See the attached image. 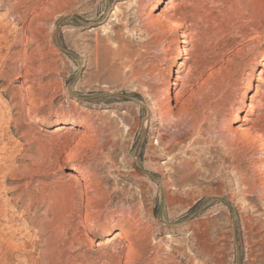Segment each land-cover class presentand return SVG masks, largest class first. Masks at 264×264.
I'll return each instance as SVG.
<instances>
[{
  "label": "rangeland",
  "instance_id": "obj_1",
  "mask_svg": "<svg viewBox=\"0 0 264 264\" xmlns=\"http://www.w3.org/2000/svg\"><path fill=\"white\" fill-rule=\"evenodd\" d=\"M154 2L0 0V264H264L260 246L251 252L253 242L264 244L260 148L237 137L242 141L233 149L225 140L235 143L228 131L232 118L250 102L244 90L263 66L264 0L206 4L216 17L212 25L227 30L205 44L196 34L193 46L203 59H229L232 75L217 112L209 108L200 119L204 136L170 128L183 140L172 154L159 145L151 95L170 88L174 96L183 90L178 75L193 76V87L196 75L208 70L190 72L193 58L179 66L177 33L144 45L146 37L132 32L141 20L139 3L142 15L171 6L166 0L161 11L151 10ZM31 34L38 42L28 43ZM130 67L139 73L134 78ZM254 102L263 112L264 85ZM250 117L264 139V114ZM42 118L54 123H36ZM69 118H81V125L59 128ZM78 129L86 134L76 135ZM189 160L193 167L183 166ZM73 172L93 182L94 221L90 192L75 187ZM241 180L259 189L247 190ZM125 230L127 238L115 236ZM4 237L12 239L8 249Z\"/></svg>",
  "mask_w": 264,
  "mask_h": 264
},
{
  "label": "bare ground",
  "instance_id": "obj_2",
  "mask_svg": "<svg viewBox=\"0 0 264 264\" xmlns=\"http://www.w3.org/2000/svg\"><path fill=\"white\" fill-rule=\"evenodd\" d=\"M208 2H214V0H170L171 6L169 8H166L164 10H160L162 8V6L166 3V0H155V2L152 4L151 6V10H157V11H161V13H156L155 15L152 14H148L145 12L143 15L140 13L138 14V11L142 9L143 7V3H139L138 7H137V12L135 11L136 17L138 16L140 20V24L137 28H134L132 30L133 31H138V33L140 34L139 36L142 38L146 37V43L144 45H149L151 44L152 41L154 42H159V40H164L167 38H171V36L175 33L177 38L173 39L175 41L178 42V46L176 47V52L180 55V59L181 61H179V66H189V64H187V60L193 58V64L190 65L188 67V70L194 71L195 69H199L200 66L203 69V72H205L204 70H208V73L201 76L200 77L198 75H196L197 77L195 78V80L197 81V83H199L198 85L195 83L194 86H196L194 88V86L192 87V85L194 84L192 81L193 76L190 75H185L184 77H181L178 75V77L176 78V80L180 81L181 85H182V91L177 92L174 96L173 94L171 95V89L169 88L168 91L166 92H162L160 95H151L153 100V108H151V114H153V116L158 117L160 120V127L158 128V142L159 145L163 146V149H161L162 151L166 152L167 154L169 153H174L176 151V148L178 145H180L183 140L182 137L180 136V134H173L170 133V128H178L180 130L182 129H188V131H190V134H193V137H200V136H204L205 135V130L204 127L202 125V119L203 117H207L205 116L207 110L209 108L213 109L211 111H216L217 112V98L219 95H221L227 85L229 84V80L231 78L232 75V69L229 68L227 65V63L230 62L229 59L225 58V63H221L219 61H217L219 58L217 59H210V57H208L209 59H203L201 54L203 55V53H200L199 50H195V46H193V41L195 40V35L199 34L201 41L203 40L204 43V39L205 38H209V39H217V37H219L220 34H224L227 30L226 25L223 26L218 25V26H213L212 23H216V17L214 15V13H212V9L211 11L208 9V7L206 6V4H208ZM218 2V1H217ZM210 4V3H209ZM215 4V3H214ZM222 9V8H221ZM220 10V9H219ZM226 12V11H225ZM224 12V13H225ZM223 13V12H222ZM7 15V14H6ZM1 18V17H0ZM4 18V17H2ZM138 19V18H137ZM128 22V21H127ZM225 22V20H224ZM227 23V22H226ZM217 24V23H216ZM131 25V24H130ZM202 25H206L207 27V31H204L201 29ZM204 27V26H203ZM205 27V28H206ZM230 27V26H229ZM21 28V27H20ZM229 30V29H228ZM114 31V30H113ZM130 31V30H129ZM258 33V32H257ZM111 36V35H110ZM223 36V35H222ZM113 38V37H112ZM151 38L152 41H148V39ZM198 38V37H197ZM110 39V38H109ZM225 39V38H224ZM3 40V39H2ZM1 40V41H2ZM196 41V40H195ZM198 41V40H197ZM213 41V40H212ZM38 42L36 37L34 35H30L28 37V43L29 44H34ZM153 42V43H154ZM163 42V41H160ZM206 42V41H205ZM211 42V41H210ZM155 44V43H154ZM195 44V43H194ZM197 44V43H196ZM201 44V43H200ZM199 44V45H200ZM205 44V43H204ZM207 44V43H206ZM227 43L225 42V45ZM124 46V45H123ZM122 46V47H123ZM152 46V45H151ZM198 46V45H197ZM210 46V45H209ZM130 47V46H129ZM202 47V46H201ZM215 47V46H214ZM218 47V46H217ZM126 48V47H125ZM163 48V47H162ZM122 49V48H121ZM123 50V49H122ZM131 51L128 48V52L129 54H131ZM134 51V50H133ZM204 52V50H202ZM35 53V52H34ZM136 53V52H134ZM195 53V54H193ZM205 53V52H204ZM210 53V52H209ZM128 56L126 57H129ZM137 54V53H136ZM135 54V55H136ZM217 55V53H215ZM27 55V54H26ZM31 55V54H30ZM123 55V54H121ZM134 55V56H135ZM193 55V57H192ZM212 55V54H211ZM125 56V55H124ZM205 56V54H204ZM214 56V55H212ZM125 57V58H126ZM156 57V56H155ZM135 58V57H134ZM212 58V57H211ZM118 60V59H117ZM130 60V59H129ZM133 60V59H132ZM132 60L130 61V63H132ZM135 60V59H134ZM121 61V60H120ZM128 61V60H127ZM126 61V62H127ZM217 61V62H216ZM263 61V66L261 67V69L259 70V72H257V74H255V78L253 80H251L249 86L244 90V93L248 94V96L250 97V102L249 101H245L244 105H245V109L243 110H237L232 118V122H231V127L229 128V134L230 136H232V141L235 142V138L237 137H241V139H243L244 141H249L252 143H258L259 148H260V166L262 167L263 173H264V139L263 136H261L262 134L259 132H256L258 127L255 125V120L253 118L250 117V115H256L259 119L263 117V112L262 109L259 108L257 106V104H255V100L257 98V94L261 89V86L264 85V55L262 58ZM125 62V64H126ZM223 62V61H222ZM135 63V62H134ZM129 65V63L127 64ZM133 65V64H132ZM123 66V65H122ZM135 66V65H134ZM127 67V66H126ZM129 68V67H128ZM135 68L130 67V70L128 73H130L131 71V77L134 78V76H137L139 73H137L135 70ZM139 69V68H138ZM137 69V70H138ZM120 71V68H119ZM128 71V70H127ZM180 71V70H178ZM188 71V72H189ZM172 73V72H171ZM196 73V72H195ZM202 74V73H201ZM126 75H128L126 73ZM141 75V74H140ZM139 75V76H140ZM144 75V74H143ZM138 76V79H139ZM24 77H25V81H29L32 80L31 79V73L30 71L26 70L24 72ZM130 77V76H128ZM141 77V76H140ZM132 79V78H129ZM141 79V78H140ZM136 80V79H134ZM141 81V80H140ZM143 81V80H142ZM141 81V82H142ZM193 83L191 86H189V83ZM143 86H144V82ZM146 83V82H145ZM173 85H178V83L176 81L171 82ZM190 83V84H191ZM30 84V83H29ZM148 84V83H147ZM146 85V84H145ZM187 85V86H186ZM30 86H25L24 90L27 91V95L28 93V88ZM145 87V86H144ZM149 87L152 86H146L145 88L149 89ZM153 88V87H152ZM151 90V89H150ZM155 90V89H154ZM181 90V89H180ZM157 92L159 90H156ZM155 91V92H156ZM249 91H251L250 93H248ZM147 93L149 91H146ZM149 92V93H150ZM150 93V94H151ZM157 94V93H156ZM159 94V93H158ZM148 95V94H147ZM149 96V95H148ZM214 103V104H213ZM168 104V105H167ZM177 106V107H176ZM264 106V105H263ZM262 106V107H263ZM244 112V113H243ZM3 113V112H2ZM4 116V115H2ZM1 116V117H2ZM87 119V118H86ZM91 119V118H90ZM154 119V118H153ZM200 119L202 121H200ZM204 119V118H203ZM206 120V119H205ZM126 121V120H125ZM128 121V120H127ZM10 122V121H9ZM81 118H69L67 120H62L61 125L59 128H64V124L69 125L71 128H74L78 125H81ZM155 122V121H154ZM36 123L42 125V126H47V125H52L54 123V121L50 118H42V119H38L36 120ZM153 123V122H152ZM204 123V122H203ZM137 124V123H135ZM134 124V125H135ZM258 124V123H257ZM126 125V124H125ZM128 125V124H127ZM154 125V123H153ZM89 126V125H88ZM97 127V125H95ZM138 126V125H137ZM214 128V127H213ZM89 130V129H88ZM93 130V129H92ZM95 130V128H94ZM173 130V129H172ZM176 130V129H175ZM263 130V129H262ZM179 130H177L178 132ZM227 131V132H228ZM91 132V131H89ZM88 132V133H89ZM93 132V131H92ZM130 132V129H129ZM76 135L81 134V135H85L86 131L80 130L78 129L77 132H75ZM78 133V134H77ZM131 133V132H130ZM180 133V132H179ZM183 134V133H182ZM220 134V133H219ZM75 135V134H74ZM94 135V133H93ZM130 135V134H128ZM227 135V134H226ZM81 137V136H80ZM99 137V135H98ZM228 137V136H227ZM226 137V145L229 143V147L231 148L233 146V144L235 145L238 142H241L242 140H237L238 142L235 143H230L228 142ZM100 139V138H98ZM239 139V138H237ZM195 140V138H194ZM193 140V141H194ZM235 140V141H234ZM230 141V140H229ZM243 141V142H244ZM225 142V141H224ZM194 143H196L194 141ZM152 145V144H151ZM193 145V144H192ZM191 145V146H192ZM158 147V146H157ZM179 147V146H178ZM234 147V146H233ZM232 147V148H233ZM149 148L151 150H155V146H149ZM160 149V148H158ZM234 149V148H233ZM148 150V148H147ZM156 151V150H155ZM154 151V152H155ZM151 152V151H150ZM158 152V150H157ZM156 152V153H157ZM149 153V151L147 152V154ZM154 154V153H153ZM152 155V154H151ZM156 156V155H155ZM152 157V156H150ZM153 159V158H152ZM155 159V158H154ZM183 166H187V167H193L194 162L192 160L189 161H185L184 163H182ZM195 168V167H194ZM258 169V168H257ZM177 172V171H176ZM35 174V172L33 173ZM37 174V172H36ZM70 178L72 180V183L74 182L75 187L78 185H83L85 187V189H88V191L90 192L89 195V217L91 221H94L96 219V215L94 212V208H93V202H94V196L95 194H91V191L93 189V182L91 180V178L87 175H80L78 173H71L70 174ZM243 181V180H241ZM247 190L248 188H257L259 189V187H257L254 183L250 184L249 181L244 180L243 181ZM70 184V183H69ZM72 185V184H71ZM261 188V184L258 185ZM263 186V185H262ZM245 188V189H246ZM73 189V188H72ZM244 189V190H245ZM263 189V188H262ZM46 190V189H45ZM72 191V190H71ZM79 191V190H78ZM88 191L86 192V194L88 193ZM250 191V190H249ZM77 192V191H76ZM220 192V191H219ZM246 192V190H245ZM253 192V191H252ZM93 193V192H92ZM82 194V193H81ZM30 195V194H29ZM68 195V194H67ZM78 195V194H77ZM85 195V194H84ZM77 198V197H76ZM85 198V197H84ZM99 198V197H98ZM261 198V197H260ZM262 198L264 199V194H262ZM36 201V200H35ZM77 202V201H76ZM264 203V202H263ZM262 203V204H263ZM79 204V203H77ZM264 205V204H263ZM49 209V208H48ZM60 209V208H59ZM26 210V209H25ZM136 212V211H135ZM24 213V212H23ZM26 213V211H25ZM59 213V212H58ZM0 214L3 215V210L0 208ZM10 214V213H9ZM8 214V215H9ZM20 214V213H19ZM70 214V213H69ZM5 215V214H4ZM23 215V214H22ZM21 215V216H22ZM25 215V214H24ZM27 215V214H26ZM29 215V214H28ZM19 216V215H18ZM55 216V215H54ZM53 216V217H54ZM58 215H56L57 217ZM61 216V215H60ZM137 217V216H136ZM18 218V217H17ZM62 218V217H60ZM58 217V219H60ZM26 219V218H25ZM63 219V218H62ZM33 220V219H32ZM55 220V219H54ZM137 220V219H136ZM19 221V220H18ZM29 221V220H28ZM134 221V220H133ZM26 222V221H25ZM55 223H59V220ZM53 222V223H54ZM13 223V222H12ZM31 223V222H30ZM52 223V222H51ZM52 224L53 226L55 225ZM232 223L234 224V221H232ZM133 224V223H132ZM34 225V224H33ZM50 225V223H49ZM51 225V226H52ZM69 225V224H68ZM13 226V225H12ZM41 226V225H40ZM48 226V225H46ZM72 226V224H71ZM207 226V225H206ZM234 226V225H233ZM25 227V226H24ZM28 227V226H27ZM38 227V226H37ZM43 227V226H42ZM73 227V226H72ZM64 228V227H63ZM22 229V228H21ZM27 229V228H26ZM33 229V228H32ZM40 229V228H39ZM44 229V227H43ZM208 229V228H207ZM234 229V228H233ZM37 230V229H36ZM46 230V229H45ZM65 230V229H64ZM132 230V229H131ZM27 231V230H26ZM37 232V231H36ZM40 232V231H39ZM64 232V231H63ZM131 232V231H130ZM196 232H199L198 230ZM79 233V232H78ZM129 232L127 230L125 231H121V232H117L115 236H118L120 238V240L127 238V234ZM205 233V232H204ZM234 233V232H233ZM67 234V232H66ZM201 234V233H200ZM203 234V233H202ZM194 235V234H193ZM195 235L197 236V234L195 233ZM194 235V237H195ZM209 236V234H207ZM2 236V235H0ZM70 236V235H69ZM201 236V235H200ZM3 237V236H2ZM202 237V236H201ZM206 237V236H204ZM64 238V237H62ZM129 238V237H128ZM196 238V237H195ZM199 238V235L198 237ZM208 238V237H206ZM56 239V238H55ZM200 239V238H199ZM210 238H208L209 241ZM66 240V239H65ZM131 240V239H129ZM63 241V240H62ZM74 241V240H73ZM205 241V240H204ZM207 241V239H206ZM207 241V242H208ZM50 242V241H49ZM64 242V241H63ZM5 246V249H8L10 246H12V239L11 238H7L4 237V243H2ZM1 244V245H2ZM54 244V243H53ZM58 244V243H57ZM88 244V243H87ZM100 244V243H99ZM119 244V243H118ZM48 245H50V243H48ZM59 245V244H58ZM57 245V246H58ZM71 245V244H70ZM69 245V246H70ZM81 245V244H80ZM3 246V247H4ZM24 246V245H23ZM120 246V245H119ZM260 246L259 251H260V255L264 257V244H257L255 242L252 243V250L251 252H255V247ZM53 247V245H52ZM51 248V245H50ZM55 248V247H54ZM58 250V249H57ZM117 250V249H116ZM115 251V250H114ZM132 251V245L131 243H129V246L126 249V258H129V255ZM56 252V251H55ZM207 252L210 254V256H214L212 253V247L208 246ZM8 253V252H7ZM3 255V254H2ZM5 255V253H4ZM26 255V254H25ZM252 255V254H251ZM31 256V255H30ZM79 256V255H78ZM5 257V256H4ZM85 257V256H84ZM3 258V257H1ZM28 258V257H27ZM87 258V257H85ZM110 258V257H109ZM108 258V259H109ZM29 259V258H28ZM83 259V258H82ZM1 260V259H0ZM115 260V259H114ZM82 261V260H81ZM71 262V261H70ZM109 262V261H108ZM78 264V263H77ZM119 264V263H118Z\"/></svg>",
  "mask_w": 264,
  "mask_h": 264
}]
</instances>
